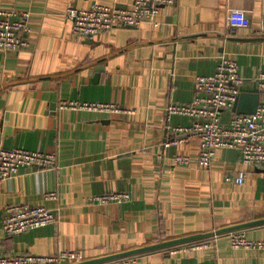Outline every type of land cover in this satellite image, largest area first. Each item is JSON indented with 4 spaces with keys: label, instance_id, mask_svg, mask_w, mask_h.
Listing matches in <instances>:
<instances>
[{
    "label": "crops",
    "instance_id": "0c3cea01",
    "mask_svg": "<svg viewBox=\"0 0 264 264\" xmlns=\"http://www.w3.org/2000/svg\"><path fill=\"white\" fill-rule=\"evenodd\" d=\"M94 2L129 7L133 0H0L29 12L31 28L28 48L0 50V146L55 151L59 161L57 170L24 167L0 180L2 249L76 250L81 261L264 218V167L243 165L231 148L217 149L208 168L173 164L175 154L194 159L199 138L172 132L190 118L166 113L194 98L195 76L212 73L221 56L234 59L246 80L264 71V0H177L158 7L156 25L76 36L66 9ZM239 10L240 21L236 14L229 25ZM60 99L113 102L135 113L57 110ZM174 138L181 140L168 143ZM239 170L242 183L226 179ZM112 191L130 200L88 202ZM13 203L55 208L59 222L5 236L1 218ZM234 231L264 240V224ZM228 233L191 252L134 254V264H264V248H234Z\"/></svg>",
    "mask_w": 264,
    "mask_h": 264
},
{
    "label": "built area",
    "instance_id": "2783aa9c",
    "mask_svg": "<svg viewBox=\"0 0 264 264\" xmlns=\"http://www.w3.org/2000/svg\"><path fill=\"white\" fill-rule=\"evenodd\" d=\"M177 0H133L131 6L121 7L98 2L87 8L70 6L65 11L70 21L71 32L83 38H93L117 27H138L145 21H151L161 5H171ZM242 11L229 13L228 23L237 24ZM29 12L0 6V50H22L29 47L28 23ZM235 14V15H234ZM246 79L239 74L238 64L234 59L221 56L212 73L196 75L194 78L195 96L189 103L169 104L166 113L186 115L190 118L188 126H175L172 132L189 133L199 138V151L195 158L188 155L171 156L175 165H188L195 161L198 166L208 168L217 149L231 148L239 152L241 163L245 166L264 167V71L256 77V86L260 93V103L253 113H236L233 110L240 86ZM57 110H88L111 114H134L135 110L126 109L113 102L88 101L79 99H60ZM222 111L227 116L223 117ZM174 138L168 143H173ZM162 157V155H159ZM24 167H35L37 171L59 168L58 154L55 151L29 150L23 147L4 148L0 146V180L9 179ZM245 171L239 170L235 176H226L227 180L242 183ZM45 198L56 199V191L45 190ZM130 200L126 191H112L93 194L88 202L93 204H123ZM58 210L42 205L13 203L6 205L1 218L5 236H15L28 230L46 225L57 226ZM230 245L234 248H264V240H252L244 232L228 233ZM212 238V237H211ZM209 245V238L182 243L168 248V253L191 252ZM76 250H58L54 253L41 254L32 252L8 253L0 246V264H72L80 261ZM135 255L124 256L109 264H134Z\"/></svg>",
    "mask_w": 264,
    "mask_h": 264
},
{
    "label": "water",
    "instance_id": "95a60500",
    "mask_svg": "<svg viewBox=\"0 0 264 264\" xmlns=\"http://www.w3.org/2000/svg\"><path fill=\"white\" fill-rule=\"evenodd\" d=\"M101 69L102 67L99 66L97 67L96 70H101ZM259 103H260V93L256 86V81L255 80H245L244 83L240 86V92L236 98V102L234 104L233 110L236 113H244V114L253 113L256 110ZM260 224H264V218L249 221V222H244V223L233 225L230 227L219 228V229L211 230V231L204 232V233L191 234V235H187V236H183L179 238L162 240V241L155 242L153 244H149L146 246L137 247L134 249L126 250V251L115 253V254H109V255L101 256L97 258L81 260V261L74 262L72 264H98V263L111 261V260L124 257V256H128V255H134V254L144 253V252L153 251V250H163V249L167 250L168 248L173 247L178 244L198 241L202 239H208L215 235L224 234V233H228V232H231L237 229L247 228L250 226H255V225H260Z\"/></svg>",
    "mask_w": 264,
    "mask_h": 264
}]
</instances>
